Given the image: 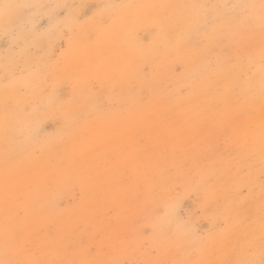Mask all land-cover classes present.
<instances>
[{"label":"rangeland","instance_id":"obj_1","mask_svg":"<svg viewBox=\"0 0 264 264\" xmlns=\"http://www.w3.org/2000/svg\"><path fill=\"white\" fill-rule=\"evenodd\" d=\"M262 15V0H0V261L258 262Z\"/></svg>","mask_w":264,"mask_h":264},{"label":"snow or ice","instance_id":"obj_2","mask_svg":"<svg viewBox=\"0 0 264 264\" xmlns=\"http://www.w3.org/2000/svg\"><path fill=\"white\" fill-rule=\"evenodd\" d=\"M262 6H264V0H262ZM4 9H5V15L7 16L8 15V10L10 8H12L13 6L12 5H4L3 6ZM262 20H264V15H262ZM103 22V21H102ZM178 205L174 206V211L178 212ZM0 264H9L8 261H0ZM86 264H95V262H86ZM239 264H264V253H262V258L257 262L255 260H243V261H240Z\"/></svg>","mask_w":264,"mask_h":264},{"label":"bare ground","instance_id":"obj_3","mask_svg":"<svg viewBox=\"0 0 264 264\" xmlns=\"http://www.w3.org/2000/svg\"><path fill=\"white\" fill-rule=\"evenodd\" d=\"M204 102V101H203ZM200 105H202V102H201V104ZM201 107H203V105L201 106ZM203 112V111H202ZM200 113V112H199ZM258 118H259V120H262L263 122H264V109H262V110H260L259 112H258ZM261 122V121H260ZM203 126V125H202ZM262 164V163H261ZM263 166V165H262ZM261 166V167H262ZM259 168V167H258ZM259 170H261V169H259ZM257 172V171H256ZM207 183V182H206ZM264 189V188H263ZM211 192V191H210ZM244 219V218H243ZM246 219V218H245ZM248 219V218H247ZM244 222V221H243ZM245 244H243V246H244ZM259 251H260V253L262 254V253H264V246H263V248H261V247H259ZM259 253V254H260ZM257 255V254H256ZM245 256V255H244ZM258 256V255H257ZM256 257V256H255ZM258 259V258H257ZM259 259H260V257H259ZM241 260V259H240ZM248 260V259H247ZM256 260V259H255Z\"/></svg>","mask_w":264,"mask_h":264}]
</instances>
